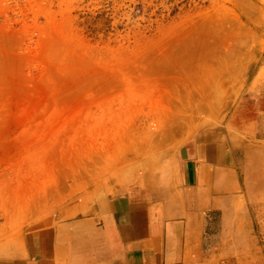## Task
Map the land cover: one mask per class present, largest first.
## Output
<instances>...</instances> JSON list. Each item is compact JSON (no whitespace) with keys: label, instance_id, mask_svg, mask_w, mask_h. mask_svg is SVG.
Wrapping results in <instances>:
<instances>
[{"label":"rangeland","instance_id":"1","mask_svg":"<svg viewBox=\"0 0 264 264\" xmlns=\"http://www.w3.org/2000/svg\"><path fill=\"white\" fill-rule=\"evenodd\" d=\"M263 91L264 0H0V257L78 221L65 263L111 264L96 207ZM248 220L193 264H251Z\"/></svg>","mask_w":264,"mask_h":264},{"label":"crops","instance_id":"2","mask_svg":"<svg viewBox=\"0 0 264 264\" xmlns=\"http://www.w3.org/2000/svg\"><path fill=\"white\" fill-rule=\"evenodd\" d=\"M249 105L242 114L248 128L235 125L233 135L205 130L200 140L180 147L174 182L140 180L96 207L86 224L104 238L111 264L209 260L211 241L217 236L218 248H226L237 217L249 218L244 224L250 232L247 247L251 264H258L264 250V91ZM241 225L235 220L233 227ZM81 238L78 221L63 231H43L25 251L0 257V264H66L71 244L77 246Z\"/></svg>","mask_w":264,"mask_h":264},{"label":"bare ground","instance_id":"3","mask_svg":"<svg viewBox=\"0 0 264 264\" xmlns=\"http://www.w3.org/2000/svg\"><path fill=\"white\" fill-rule=\"evenodd\" d=\"M156 175V174H155ZM153 177V176H152ZM157 178H159V177H157ZM164 191V190H163Z\"/></svg>","mask_w":264,"mask_h":264}]
</instances>
